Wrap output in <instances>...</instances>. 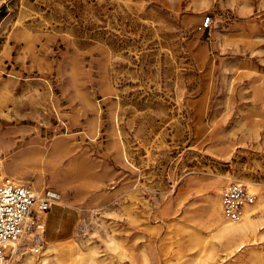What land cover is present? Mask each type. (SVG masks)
Masks as SVG:
<instances>
[{
  "label": "rangeland",
  "instance_id": "374dc122",
  "mask_svg": "<svg viewBox=\"0 0 264 264\" xmlns=\"http://www.w3.org/2000/svg\"><path fill=\"white\" fill-rule=\"evenodd\" d=\"M0 161L60 195L8 264H264L208 213L264 186V0H0Z\"/></svg>",
  "mask_w": 264,
  "mask_h": 264
},
{
  "label": "built area",
  "instance_id": "2783aa9c",
  "mask_svg": "<svg viewBox=\"0 0 264 264\" xmlns=\"http://www.w3.org/2000/svg\"><path fill=\"white\" fill-rule=\"evenodd\" d=\"M212 24L211 15L202 23ZM59 193L53 188L37 192L31 184L12 178L0 179V264L9 263L14 243L25 234L32 233L40 239L39 230L45 228L42 212L58 202ZM256 193L243 180L231 179L222 189V208L229 219H240L245 203L252 202Z\"/></svg>",
  "mask_w": 264,
  "mask_h": 264
},
{
  "label": "bare ground",
  "instance_id": "6f19581e",
  "mask_svg": "<svg viewBox=\"0 0 264 264\" xmlns=\"http://www.w3.org/2000/svg\"><path fill=\"white\" fill-rule=\"evenodd\" d=\"M1 173L2 172L0 171V174ZM3 173H5V172H3ZM247 183H248V186L251 190H257L259 192V198L257 200L258 203L255 206H252L250 203H245L244 209H243V215H242L241 219L229 221V219L227 220V218H225V214L222 211V204H221L222 202L220 200L219 193L213 194V197L210 199L209 204H208L209 216L211 218H213L214 223L216 225L215 235L217 237H219V239L224 242L225 247L227 249H230V250H234L236 247L241 246L242 243L249 241V239H251V238H255V233H256L258 226L264 224V217H263V219H261L259 221H255L251 217V213L255 208L264 207V186H261L257 183L250 182V181H248ZM36 191L39 192L38 190H36ZM259 231H260V229H259ZM25 235H27V234H25ZM205 237L203 238V236L200 234L199 231H196L195 236H194V239L196 241H203V243H204L203 247L201 248L199 258L200 259H202L204 257L215 258L216 257L215 256L216 255L215 254L216 253V247L213 246L212 244H209L211 242L210 241L211 239L205 238ZM211 237L212 236H210V238ZM55 241L56 240H52V239L48 240V243H49L48 248L49 249H58V246H59L58 242H55ZM257 241H258V239H257ZM14 246L15 247L17 246V242L14 243ZM70 249H71V259L70 260H71V264H72L74 262V259H75L73 257V255L74 254L79 255L80 252L77 249H76V251H74L73 247H71ZM94 251H95V249H94ZM257 251H258L257 248L252 249V252L258 253ZM49 255L47 253L45 256L47 257ZM56 255H57V258L59 260L61 253L60 254L56 253ZM98 261H100V260H98ZM241 261H242V259H241Z\"/></svg>",
  "mask_w": 264,
  "mask_h": 264
},
{
  "label": "crops",
  "instance_id": "0c3cea01",
  "mask_svg": "<svg viewBox=\"0 0 264 264\" xmlns=\"http://www.w3.org/2000/svg\"><path fill=\"white\" fill-rule=\"evenodd\" d=\"M48 212H50V214H51V210H48L45 213H48ZM50 214L48 216H50ZM43 219H44V222H45V225H46V217H45V215H43Z\"/></svg>",
  "mask_w": 264,
  "mask_h": 264
}]
</instances>
